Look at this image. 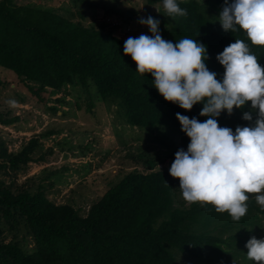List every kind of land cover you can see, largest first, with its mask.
Segmentation results:
<instances>
[{"label":"trees","instance_id":"trees-1","mask_svg":"<svg viewBox=\"0 0 264 264\" xmlns=\"http://www.w3.org/2000/svg\"><path fill=\"white\" fill-rule=\"evenodd\" d=\"M68 1L77 8L76 21L52 7L0 0V68L11 72L39 102L66 86L84 91L93 86L95 99L117 104L125 125L151 133L155 128L167 129L180 140V149L187 151L190 140L181 131L176 114L203 122L208 118L199 115L203 104L186 111L166 102L154 88L151 74L136 72V64L124 55L125 39L83 22L82 13L99 8V4L94 0ZM176 2L187 15L172 19L164 10L163 0H143L145 9L159 5L157 13L147 16L160 21L163 39L175 43L190 38L206 45V66L221 81L224 68L216 56L236 39L249 44L264 68V47L252 46L243 31L232 33L221 28L219 14L224 0ZM100 8L124 24L135 14L130 9ZM66 12L69 15V10ZM250 108L248 102L234 108L230 116L222 112L217 118L219 126L233 132L237 126H246L248 121L242 116ZM47 110L55 111L50 107ZM16 121L0 114L4 127ZM54 135L52 130L32 135L15 152L7 151L0 141V172L7 177V181L0 179V224L13 237L23 231L31 242L30 250L21 248L16 240L4 242L0 227V264H181L179 258L199 262L210 254L219 261L237 244L239 231L258 222L261 210L255 199L248 200L247 214L238 222L227 212L217 213L209 204L175 207L173 187L178 179L166 169H157L164 159L155 158L145 159L141 171L134 168L121 174L84 214L70 204H55L47 198L43 181L34 183V177H26L16 183L17 176L30 164L46 163L52 151L50 147L43 149L41 140ZM166 143L162 141L161 145L170 150L172 142ZM223 233L227 235L222 239ZM169 249L177 253L172 256Z\"/></svg>","mask_w":264,"mask_h":264},{"label":"clouds","instance_id":"clouds-1","mask_svg":"<svg viewBox=\"0 0 264 264\" xmlns=\"http://www.w3.org/2000/svg\"><path fill=\"white\" fill-rule=\"evenodd\" d=\"M163 7L169 18L187 15L176 0H163ZM139 23L151 35L130 36L123 48L136 64V72L150 73L166 102L186 111L202 103L199 115L208 117L200 122L176 114L190 140L187 151L177 150L169 169V175L179 180L182 199L189 205H212L234 222L247 214V194H258L255 200L264 209V68L249 44L236 39L216 56L224 68L221 81L206 66V45L190 38L175 43L163 39L160 21L150 15ZM219 24L225 32L243 31L252 46L264 47V0H224ZM248 102L251 108L242 119L252 122L249 126H237L235 132L219 126L222 112L230 116L234 108ZM6 103L12 108L18 104L15 99ZM245 247L250 261L264 264V239L253 236Z\"/></svg>","mask_w":264,"mask_h":264},{"label":"rangeland","instance_id":"rangeland-1","mask_svg":"<svg viewBox=\"0 0 264 264\" xmlns=\"http://www.w3.org/2000/svg\"><path fill=\"white\" fill-rule=\"evenodd\" d=\"M94 1L99 4V8L82 13L83 22L86 25L101 27L104 32L125 40L130 36L151 35L148 28L139 23V19L160 10L159 5L145 9L143 0ZM16 4L52 7L63 17L72 21L78 20L77 8L68 0H16ZM100 5L104 8L130 9L135 14L124 24L118 21L116 15L102 11ZM68 10L69 15L66 12ZM86 89L84 91L80 87L72 89L66 86L57 94L45 97L44 101L39 102L11 72L0 68V114L4 119L17 118L9 127L0 125V141L6 150L17 151L32 135L43 131L56 132V135L41 140L43 149L50 147L52 151V154L46 157V163L30 164L24 174L17 176L16 183H22L26 177H34V183L43 181L46 196L50 201L55 204H70L79 209L80 214H84L91 202L102 194L103 190L113 185L121 174L134 168L141 171L145 159H164L161 168L169 171L175 158L171 155L180 149V140L169 130L155 128V132L151 133L149 129L127 126L121 118L122 111L115 102H100L95 99L93 86ZM10 99L18 102L15 108L6 103ZM49 107L55 109L54 113L47 110ZM250 123L252 122L248 121L246 126ZM155 134L156 138L153 137ZM162 141L168 142L166 144L172 142V148L169 150L163 147ZM0 179L7 181L2 172ZM30 185V181L26 182L27 187ZM178 187L179 180H175L174 206L186 207L188 203L182 199ZM247 195L249 200H252L258 194ZM258 206L261 213H257V224L239 231L237 244L232 245V250L224 254L219 261L210 254L207 260L198 262L179 258V263L256 264L247 258L248 250L245 244L253 236L256 239H264V209ZM0 227L3 230L1 239L4 242L16 240L21 248L30 250L31 242L23 231L13 237L12 233L5 231L3 225L0 224ZM214 232L216 233V230ZM226 235L227 233H223L222 239ZM168 251L172 256L177 253L174 249Z\"/></svg>","mask_w":264,"mask_h":264},{"label":"built area","instance_id":"built-area-1","mask_svg":"<svg viewBox=\"0 0 264 264\" xmlns=\"http://www.w3.org/2000/svg\"><path fill=\"white\" fill-rule=\"evenodd\" d=\"M157 166H159L157 169H162V168H161V165H157Z\"/></svg>","mask_w":264,"mask_h":264}]
</instances>
